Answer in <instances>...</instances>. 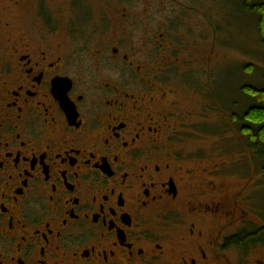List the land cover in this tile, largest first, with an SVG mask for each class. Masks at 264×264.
I'll list each match as a JSON object with an SVG mask.
<instances>
[{"label": "flooded vegetation", "instance_id": "af4514ba", "mask_svg": "<svg viewBox=\"0 0 264 264\" xmlns=\"http://www.w3.org/2000/svg\"><path fill=\"white\" fill-rule=\"evenodd\" d=\"M171 3L167 26L200 12ZM95 10L0 0V264H264V239L235 241L246 186L205 149L239 89L212 101L202 36L151 34L148 0Z\"/></svg>", "mask_w": 264, "mask_h": 264}, {"label": "rangeland", "instance_id": "374dc122", "mask_svg": "<svg viewBox=\"0 0 264 264\" xmlns=\"http://www.w3.org/2000/svg\"><path fill=\"white\" fill-rule=\"evenodd\" d=\"M160 1L148 0L149 17L154 14L156 19L150 22L151 34L152 31L156 34L185 32L190 33V37L193 38H197L198 34L202 36L204 49L199 51L198 57L201 60L206 58L208 64L212 63L211 69L208 70L210 78L208 95L212 101L218 99L216 87L224 92L228 87L232 92V88L235 87L237 92L239 87L245 84H252L258 88L263 86L259 74L247 70L251 69L252 65L255 69L264 68V50L260 46L256 17L242 11L241 0H169L168 5H163ZM102 2L106 4L107 0H89L93 10ZM171 2L193 7L194 3L199 5L200 12L191 11L189 16L181 13L182 16L176 20L177 22H171L167 26L164 17L170 10L177 9ZM106 8L108 10L105 11V15L110 19L115 9ZM59 20L65 21V15L59 17ZM233 97H236L240 104L237 113L243 115L250 102L240 91L237 94L232 92L231 103ZM228 113L210 114L207 127L212 134L207 133L208 137L204 141L214 143L216 149H211L210 145L205 149L206 153L212 154L216 160L223 159L230 164L228 179L234 183V188L239 185L246 186L248 200L246 212L251 228L256 230L258 225L264 224V177L247 144L242 125H237Z\"/></svg>", "mask_w": 264, "mask_h": 264}, {"label": "trees", "instance_id": "16d2710c", "mask_svg": "<svg viewBox=\"0 0 264 264\" xmlns=\"http://www.w3.org/2000/svg\"><path fill=\"white\" fill-rule=\"evenodd\" d=\"M241 3V9L245 14L250 13L256 17L260 46L264 50V0H241ZM253 66L247 70H252L251 73H258L263 86L258 88L252 84H245L239 87V91L250 102V106L243 115L240 114L234 118L237 117L238 124L242 125L247 144L264 177V68L255 69ZM263 239L264 228H258L250 234H239L235 241L239 245L246 246V244L263 241Z\"/></svg>", "mask_w": 264, "mask_h": 264}]
</instances>
